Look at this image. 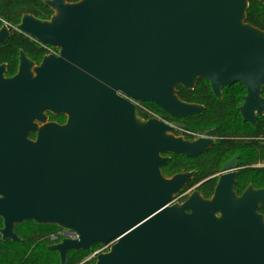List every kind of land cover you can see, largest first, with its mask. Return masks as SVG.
I'll use <instances>...</instances> for the list:
<instances>
[{
    "label": "water",
    "instance_id": "1",
    "mask_svg": "<svg viewBox=\"0 0 264 264\" xmlns=\"http://www.w3.org/2000/svg\"><path fill=\"white\" fill-rule=\"evenodd\" d=\"M249 1L48 0L49 20L2 25L0 46L23 34L58 56L36 66L20 51L12 77L0 65L1 241L21 242L15 227L33 222L77 236L48 247L60 264L96 246L110 248L95 264H264V189L238 196L233 158L210 199L194 191L175 203L195 173L168 179L162 168L169 156L206 154L216 131L187 141L135 106L187 120L205 108L181 101L177 88L203 80L221 100L240 84L239 113L255 126L264 31L246 22Z\"/></svg>",
    "mask_w": 264,
    "mask_h": 264
},
{
    "label": "trees",
    "instance_id": "2",
    "mask_svg": "<svg viewBox=\"0 0 264 264\" xmlns=\"http://www.w3.org/2000/svg\"><path fill=\"white\" fill-rule=\"evenodd\" d=\"M45 0H0V26L7 25L17 27L24 15H31L38 20H48L53 12L44 5ZM246 22L253 27L264 31V6L255 0L249 1ZM24 53L33 61L42 57V49L31 39L24 35L13 36L0 47V64H6L7 77H12L17 71L18 52ZM181 101L189 104H197L205 108L204 112L189 118L186 122L191 133L202 134L210 129H218V140L214 148L204 157L197 160L173 158L166 168L162 170L165 178H171L176 174L196 171L197 174L188 184L185 191L193 188L201 181L210 178L220 171L224 158L239 151L240 166L242 171L241 185L238 193L247 184L255 188L264 189V167L256 168L264 163V116L257 119L256 127L251 128L242 122L238 111L242 104V97L246 90L243 85L237 84L222 91L223 98L218 100L212 94L208 82L200 80L192 91L177 88ZM264 98V89L262 90ZM146 107L154 111L160 117L169 119L159 108L152 104ZM62 122L63 118H53ZM216 179H211L197 190L204 199L212 196ZM178 203L184 199L177 196ZM264 215V205L261 207ZM3 224L0 219V229ZM27 227V234L20 238L21 242H2L0 237V264H60L59 256L48 250L52 245L51 237L60 230L56 226H39L33 222H25L16 226L14 232L19 234ZM19 237V236H18ZM101 246L92 248L90 252L70 253L68 264H95V259H88Z\"/></svg>",
    "mask_w": 264,
    "mask_h": 264
},
{
    "label": "flooded vegetation",
    "instance_id": "3",
    "mask_svg": "<svg viewBox=\"0 0 264 264\" xmlns=\"http://www.w3.org/2000/svg\"><path fill=\"white\" fill-rule=\"evenodd\" d=\"M45 1H48V0H45ZM45 1L43 2L44 3V5H45ZM46 6V5H45ZM47 7V6H46ZM50 9V8H49ZM51 10V9H50ZM52 11V10H51ZM53 12V11H52ZM23 17V16H22ZM52 17V16H51ZM50 17V18H51ZM49 18V19H50ZM22 19V18H21ZM48 19V20H49ZM42 21H45V20H42ZM5 25V24H4ZM10 31H12V30H14V29H16V27H12V26H7V25H5ZM2 26H0V28H1ZM19 35V34H18ZM21 35H23V34H21ZM15 36H17V35H15ZM25 36V35H24ZM11 37H13V36H11ZM10 37V38H11ZM27 37V36H26ZM30 39V38H29ZM32 40V39H31ZM9 41V40H8ZM7 41V42H8ZM34 41V40H33ZM41 49H42V57L38 60V61H33V60H31L30 58H28L27 57V55H26V57L30 60V61H32L36 66H38V65H40V63L42 62V60H43V58L44 57H46V56H50V55H52V56H58V49H56V48H52V47H47V46H43V45H41V44H39V43H37L36 41H34ZM0 47H2V46H0ZM20 51H22V52H24L23 50H19V52H18V58H17V61H18V64H19V53H20ZM0 65H6V64H0ZM7 68V67H6ZM17 69H18V65H17ZM16 73H17V71H16ZM15 73V74H16ZM14 74V75H15ZM13 75V76H14ZM6 77H7V70H6ZM246 94V93H245ZM244 97V96H243ZM242 97V98H243ZM144 105H146V104H144ZM242 105V104H241ZM136 110H137V115H138V117L140 118V119H142V120H148V118H147V116L140 110V109H138V107L136 106ZM239 111V110H238ZM47 116H48V122H52V123H56V124H58V125H63V124H65V122H66V117L65 116H54V115H52V114H47ZM241 116V115H240ZM168 117V116H167ZM53 118H63L64 120L62 121V122H60V121H54L53 120ZM168 118H170V117H168ZM163 120H164V123H166V124H168L169 126H172L173 128H175V133H174V135L176 136V137H180V138H182V139H184V140H187V141H196V140H198V139H200V138H204L205 137V134L207 133V132H210V131H213V130H215L216 131V137L213 139L214 140V145H213V147L206 153V154H204V155H202V156H199L198 158H195V159H188V160H197V159H199V158H202V157H204V156H206L213 148H214V146H215V144H216V142H217V140H218V129H216V128H214V129H210V130H207V131H205L204 133H202V134H197V133H191L189 130H188V128H187V125H186V122H187V120H175V119H173V118H170L171 120H169V119H164V118H162ZM242 119V118H241ZM242 122H243V120H242ZM256 122H257V120H256ZM256 122H255V126H252V125H250L249 123H245V122H243V123H245V124H248L251 128H255L256 127ZM176 124H179V125H182L183 127H175V125ZM31 139H35V135H32L31 136ZM170 157V160H169V162H168V164L171 162V160L173 159V158H182V159H187V158H183V157H179V156H169ZM233 158H237V161H236V167H235V169H233V170H230V171H228V172H236V174H237V177H236V185H235V192L237 193V195L238 196H240V195H242V193L249 187V186H253L252 184H247L245 187H244V189L241 191V193H238V190L240 189V185H241V176H243V174H242V171L245 169V167H242V166H240V163H241V160H240V154H239V151H234V152H232V153H230V154H228L225 158H224V160H223V162H222V164H221V167H220V171H219V173H217L216 175H214V176H212V177H210V178H207V179H205V180H203V181H201L200 183H198V184H196L193 188H191V189H189V190H187V191H185V189H186V187L188 186V184L190 183V182H192L193 181V179L195 178V176H196V174H197V172L196 171H191V172H194L195 173V175H194V177L192 178V180L187 184V186L184 188V190L182 191V193L179 195L181 198H183L184 200L183 201H185L194 191H197L198 192V190H197V188L200 186V185H202L203 183H205V182H207V181H209V180H211V179H216V184H215V187H214V190H215V188H216V185H217V183H218V181H219V178L222 176V175H224V174H226V173H228V172H222V167L227 163V162H229L230 160H232ZM168 164L165 166V167H163L162 168V170L164 169V168H166L167 166H168ZM256 168H261V167H264V163H262V164H259L258 166H255ZM184 173H188V172H184ZM190 173V172H189ZM179 174H182V173H179ZM177 175V174H176ZM169 179V178H168ZM254 187V186H253ZM255 188V187H254ZM255 189H261V188H255ZM214 190H213V193H214ZM199 193V192H198ZM200 194V193H199ZM201 196V195H200ZM212 196H213V194H212ZM211 196V197H212ZM202 197V196H201ZM210 197V198H211ZM203 198V197H202ZM210 198H208V199H210ZM182 201V202H183ZM181 202V203H182ZM264 205V203L263 204H261L260 205V213H261V207ZM262 214V213H261ZM263 215V214H262ZM264 216V215H263ZM2 221V220H1ZM67 231H65V230H59L57 233H56V235L55 236H52L51 237V242H52V245H54V244H58V243H60L62 240H64L65 239V237L67 236Z\"/></svg>",
    "mask_w": 264,
    "mask_h": 264
},
{
    "label": "built area",
    "instance_id": "4",
    "mask_svg": "<svg viewBox=\"0 0 264 264\" xmlns=\"http://www.w3.org/2000/svg\"><path fill=\"white\" fill-rule=\"evenodd\" d=\"M135 106L138 107V109H140L146 116L148 119H151V118H154V119H158L160 121H163L164 120L162 119V117H160L158 114H156L154 111H152L151 109H149L148 107H146L144 104H135ZM67 236L65 238H69V239H76L77 236L69 231H67ZM110 246H104V247H101L100 249H98L97 251H95L91 258H94L98 255V254H101V253H105L109 250Z\"/></svg>",
    "mask_w": 264,
    "mask_h": 264
},
{
    "label": "rangeland",
    "instance_id": "5",
    "mask_svg": "<svg viewBox=\"0 0 264 264\" xmlns=\"http://www.w3.org/2000/svg\"><path fill=\"white\" fill-rule=\"evenodd\" d=\"M175 203H178L177 200H175ZM27 232H28V230H27V227H26V228H24L22 231L19 232V234H18L19 238L25 237L26 234H27ZM91 256H92V255H90V256L88 257V259H90Z\"/></svg>",
    "mask_w": 264,
    "mask_h": 264
}]
</instances>
